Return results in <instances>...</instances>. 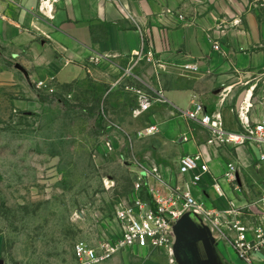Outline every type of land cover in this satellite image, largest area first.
Returning a JSON list of instances; mask_svg holds the SVG:
<instances>
[{"label":"crops","instance_id":"obj_1","mask_svg":"<svg viewBox=\"0 0 264 264\" xmlns=\"http://www.w3.org/2000/svg\"><path fill=\"white\" fill-rule=\"evenodd\" d=\"M141 35L157 66L137 62ZM216 42L219 52L213 48ZM0 49L1 62L10 66H0L1 76L21 74L19 64L32 82L68 85L92 78L113 85L130 77L149 95L162 93L167 103L156 102L147 122L165 146L162 158L169 153L179 166L185 156H204L211 175L191 190L208 208L227 205V199L219 198L212 188V180L220 179L230 163L241 168L238 177L243 189L260 190L264 169L255 168L260 149L254 144L225 147L221 155L207 145V130L182 112L200 103L208 114L221 115L227 130L233 132L241 130V120L251 124L264 120V0L0 2ZM185 65H197L198 71L185 70ZM157 168L169 177L163 163ZM221 183L232 197L228 185L222 179ZM209 227L198 218L181 227L180 261L175 264H243L229 238L213 240ZM253 264H264V249Z\"/></svg>","mask_w":264,"mask_h":264},{"label":"rangeland","instance_id":"obj_2","mask_svg":"<svg viewBox=\"0 0 264 264\" xmlns=\"http://www.w3.org/2000/svg\"><path fill=\"white\" fill-rule=\"evenodd\" d=\"M129 78L51 82L47 92L23 74H0V264H79V243L118 240V212L134 201L138 178L156 183L144 169L178 171L147 133L152 109L133 117L138 95L128 88L142 86ZM103 264H168V253L125 250Z\"/></svg>","mask_w":264,"mask_h":264},{"label":"built area","instance_id":"obj_3","mask_svg":"<svg viewBox=\"0 0 264 264\" xmlns=\"http://www.w3.org/2000/svg\"><path fill=\"white\" fill-rule=\"evenodd\" d=\"M14 1L0 0L7 3ZM141 37V48L135 54L137 62L146 61L157 66L153 51L146 46L145 36ZM213 48L218 52L221 50L217 42ZM183 69L198 71L197 65H185ZM35 87L38 90L53 92L54 86L51 82L39 81L35 83ZM131 91L138 95V107L133 112L134 118L149 112L156 102L167 103L160 92L154 97L139 89L133 88ZM182 116L207 130L209 133L207 145L212 148L256 145L260 153L255 168L258 172L264 169V120L256 124L241 120L240 131H229L221 115L208 114L200 103H193L191 108L182 112ZM147 133L155 134V128L151 127ZM240 171L238 164L230 163L220 179L212 180V188L218 197L227 199L224 209H214L198 202L191 190L192 186H201L211 175L210 167L202 154L181 158L177 175H171L169 180L157 167L144 169L143 174L148 177V181L149 178H154L156 183L146 187L145 177L138 178L134 201L118 212L121 230L118 240L106 249L89 248L79 243L74 250L76 260L79 264H103L125 250L162 251L169 254L173 243V227L189 209H196L210 220L221 235L229 238L240 262L253 264L254 258L264 249V181L257 192L249 187L243 189L239 184ZM188 177L189 180L186 179ZM221 179L228 185L232 197H228ZM242 194L246 196L239 200L238 196Z\"/></svg>","mask_w":264,"mask_h":264},{"label":"water","instance_id":"obj_4","mask_svg":"<svg viewBox=\"0 0 264 264\" xmlns=\"http://www.w3.org/2000/svg\"><path fill=\"white\" fill-rule=\"evenodd\" d=\"M16 68L18 69V71L21 74L24 75V77L26 78V80L28 81L30 86L33 87L31 85V78H30L29 74L26 72V70L24 68H22L19 64L16 65ZM193 218H198L201 220V222L209 224V226L211 228L209 227L210 229L208 230V233H209V236L213 240H216V239H221L224 241L226 240V238L221 234L218 236L215 235V230L213 228L212 223L204 214H202L200 211H198L196 209H189L173 227V230H172L173 243L169 249V254H168V260H169L170 264L179 263L180 259H179V253H178V248H177V240L179 237L178 236L179 230L181 229L182 226L190 224L193 221Z\"/></svg>","mask_w":264,"mask_h":264}]
</instances>
